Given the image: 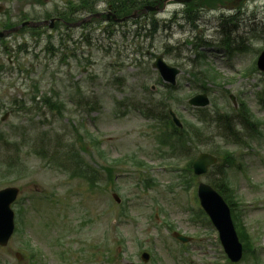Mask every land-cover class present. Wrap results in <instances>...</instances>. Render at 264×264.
<instances>
[{
	"label": "rangeland",
	"instance_id": "rangeland-1",
	"mask_svg": "<svg viewBox=\"0 0 264 264\" xmlns=\"http://www.w3.org/2000/svg\"><path fill=\"white\" fill-rule=\"evenodd\" d=\"M65 2L45 0L44 6H34L30 0H0V21L16 22L22 13L28 18L37 15L43 20L41 17L45 11H51L54 5L64 6ZM99 8L105 9L104 0H99ZM180 11V7L170 6L163 14L154 16L159 22V29L153 39L144 38L143 31L140 32L142 38H136L138 23L134 25L129 21L107 26L100 21V24L94 23L85 30L60 28L58 32L53 28L47 29L45 35L52 34L51 44L58 48V52L48 48L45 35L41 40L30 35L24 38L11 36L4 45L0 44V64L8 59L4 54L5 48L14 51L11 57L14 58V72L8 74L6 70V80L0 86V104L3 106L0 111V189L17 187L19 194L12 204L14 213L17 209L15 203L20 201L21 205L19 231L13 234L6 247L0 248V264L140 263L139 256L144 251L151 256L147 264H224L215 234L210 233L212 229L209 226V229H204V226L193 223H200L205 217L201 215L198 204L190 205V200L185 198L186 185L179 184L180 173L176 175L173 170H154V166L162 167L169 162L175 163V160L164 161L154 140L152 123L142 117L139 108H134L141 106L145 109L148 106L145 86H154L155 96L165 91L151 68L152 58L162 54L168 64L181 70L175 93L181 97L182 103H172V110L181 119L190 120L193 112L188 109L186 101L199 92V86L192 83L188 71L198 63L194 61L197 55L202 54L207 65L219 73L224 82L230 81L233 75L231 84L224 90L237 96L247 104L252 114L264 121V107L259 97L264 98V76L255 73L253 78L243 77L264 49V0H248L240 9L238 30L232 33L231 38L238 40L239 36H243L244 47L248 50L233 54L231 62L234 69L225 65L227 54L216 45L218 37L215 31L220 28V13H202L196 30L191 33L183 32L179 25H171V32L163 29L174 12L180 19ZM184 24L181 22V26ZM250 31L256 35L253 40L249 39ZM22 39L26 42V51L16 53V46ZM195 39H198L197 43H193ZM186 40L191 42L190 46L184 44ZM199 40L210 42V45L200 46ZM166 46L175 53L180 52V58L176 59L173 55L165 57ZM71 54L75 56L71 57ZM64 55L67 58L62 61ZM16 60L23 67V72L28 70V76L17 70ZM33 85L40 86L38 96L55 94L61 99L65 107L62 116L45 108L36 110L35 103L29 101L34 94ZM78 88L85 98L96 102L97 110L94 113L87 114L75 109L71 99L78 95ZM208 88L213 96L211 99L228 108V94L212 83H208ZM14 101L26 102L29 111L25 113L24 104L20 103L23 109L19 110ZM118 103H123L125 108ZM5 112L9 113L8 118L1 122ZM73 127H77L81 135H85L86 131L100 141L99 149L103 155H99L90 144L88 136L85 138L89 148L81 155L101 174L94 189L84 180L68 179L60 172L55 161L49 164L47 159L36 155V148L40 149L42 144L34 142L35 134L45 131L47 136L44 141L51 146L61 147L65 137L66 140H74ZM214 142L236 155V159L242 151L254 180L258 185L262 184L264 139L260 142L249 139L247 145L235 148L232 143L217 137L203 143L200 152H209ZM116 159L127 161L113 164ZM135 160H142L146 165L139 167ZM103 168H111L114 184L107 181ZM233 170L229 169L227 175H232ZM146 172L153 177L148 186H145L148 181ZM236 176L237 194L244 203L241 219L250 236L257 237L255 247L259 260L264 264V188L254 189L238 172ZM213 179L217 178L199 177L195 185ZM113 187L117 188L122 203L129 204L127 217L119 216L118 205L111 200ZM188 192L191 195L195 189L189 188ZM254 198L260 200L255 206L247 207L246 203ZM187 210L199 217L191 222V212ZM155 213L156 220L153 218ZM112 221L118 226L114 228V236L110 237ZM165 222H170L174 230L191 237L192 242L182 248L171 238ZM63 235L66 238L64 246L60 248L55 238L63 239ZM106 239L109 246L107 251L112 250V253L106 254L107 260L106 255L102 254V244ZM25 241L41 250L34 261L29 258L28 250L23 248ZM59 252H65L67 258L60 259ZM17 254L20 255L19 260ZM239 264L246 263L242 261Z\"/></svg>",
	"mask_w": 264,
	"mask_h": 264
},
{
	"label": "water",
	"instance_id": "water-1",
	"mask_svg": "<svg viewBox=\"0 0 264 264\" xmlns=\"http://www.w3.org/2000/svg\"><path fill=\"white\" fill-rule=\"evenodd\" d=\"M2 36V34L0 35ZM154 67L158 68L160 72H162L166 78L173 83V76L177 74V71L174 69H170L167 66H165L161 58H158L156 63L154 64ZM258 67L261 71H264V52L261 54L259 60H258ZM192 104H195L197 106H205L207 104L206 100L203 97H197L191 101ZM208 158L206 156H201L197 162L195 163V171L196 173H202L205 171L206 166L208 165ZM17 195L16 189H6L4 191L0 192V245H5L12 233L13 230V214L10 211V204L15 199ZM213 203V204H212ZM212 209L214 207L217 208V210L222 211L218 206L215 204L214 200L211 202ZM216 224L219 226V223L215 220ZM223 225V224H222ZM224 226V225H223ZM178 239H180L182 242L188 241V239L183 238L181 236L175 235ZM224 243L226 245V250L229 254V257L232 261L236 262L239 260L241 252H240V246L237 244V241L229 238H225Z\"/></svg>",
	"mask_w": 264,
	"mask_h": 264
},
{
	"label": "trees",
	"instance_id": "trees-1",
	"mask_svg": "<svg viewBox=\"0 0 264 264\" xmlns=\"http://www.w3.org/2000/svg\"><path fill=\"white\" fill-rule=\"evenodd\" d=\"M35 2L41 3V0H35ZM119 3L121 5V8H119V10L123 12L124 14L129 13L136 6L135 0H119ZM69 9L67 12H64L63 10L59 8H55V10L53 11V14L51 13L46 14L45 17L51 18L52 16H55L67 22L74 21L75 19H73L72 11L92 13L94 12V1L93 0H79V3H76V4L70 3ZM22 20H24V18H22ZM35 31L38 32L39 30H35ZM46 102L50 103L49 100H46Z\"/></svg>",
	"mask_w": 264,
	"mask_h": 264
}]
</instances>
